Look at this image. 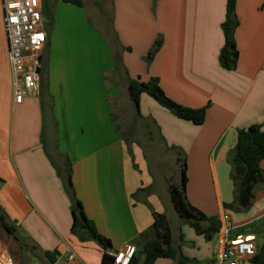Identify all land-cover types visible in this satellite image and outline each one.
I'll return each instance as SVG.
<instances>
[{"label": "crops", "instance_id": "obj_1", "mask_svg": "<svg viewBox=\"0 0 264 264\" xmlns=\"http://www.w3.org/2000/svg\"><path fill=\"white\" fill-rule=\"evenodd\" d=\"M88 1L79 8L42 0L40 79L35 94L16 104L0 0V215L26 245L16 255L18 246L0 227L14 264H51L45 254L54 252L60 264H112L85 230L72 233L77 201L107 250H139L155 213L166 217L176 251L155 264H215L217 233L206 240L180 219L172 180L154 177L120 135L112 113L120 95L108 82L116 72L126 93L129 79L156 78L175 103L205 109L203 124L195 125L146 94L140 98L141 116L174 156V181L177 173L181 181L178 152L185 158L188 202L219 221L228 216L233 237L260 247L264 184L248 208L238 209L230 158L240 130H264V0H236L238 58L230 70L219 63L227 0ZM157 39L160 48L145 64ZM260 166L264 173V160Z\"/></svg>", "mask_w": 264, "mask_h": 264}, {"label": "trees", "instance_id": "obj_2", "mask_svg": "<svg viewBox=\"0 0 264 264\" xmlns=\"http://www.w3.org/2000/svg\"><path fill=\"white\" fill-rule=\"evenodd\" d=\"M63 3L76 7H83L84 0H60ZM236 0H227L226 19L222 25L225 37V43L219 54V63L222 68L233 69L237 58L238 51L233 37L234 30L237 26L235 16ZM264 6V3H263ZM161 40L157 39L152 51L148 53L146 59L150 61L157 50L160 48ZM117 68V67H115ZM127 92L135 111L140 115V98L146 94L152 98L160 107L169 111L178 119L190 121L195 125H201L205 119V109H190L183 107L169 99L161 89L156 78H150L146 83L140 80L129 79L127 83ZM264 160V130L261 126H251L247 129L240 130L237 134L236 148L231 155L230 162L232 165L231 179L235 186V203L238 209L248 208L254 197L255 187L258 184H264V173L261 169V161ZM177 162L181 163V181L179 185L169 186L171 202L180 219L187 223L195 232L202 235L206 240H210L218 232L220 221L215 217H208L201 211L194 208L186 198V162L185 158L178 152ZM71 185V183H70ZM225 207H228L225 205ZM74 222L72 233L77 229H83L95 240L99 246L106 252L108 243L100 235L92 221H89L77 201L73 208ZM154 224L151 228L141 235L139 241L140 249L137 250L133 263H139L143 259L144 264H155L158 259H174L176 251L172 247V238L170 227L166 217L162 214L153 213ZM0 227L11 237L12 242L18 246L16 255H21L26 251V245L19 238L15 228L11 227L0 215ZM13 256L15 255L10 248ZM16 255L14 257H16ZM57 252L46 253L45 256L51 264L56 262ZM252 264H264V243L257 248Z\"/></svg>", "mask_w": 264, "mask_h": 264}, {"label": "built area", "instance_id": "obj_3", "mask_svg": "<svg viewBox=\"0 0 264 264\" xmlns=\"http://www.w3.org/2000/svg\"><path fill=\"white\" fill-rule=\"evenodd\" d=\"M1 5L13 78L14 102L21 104L26 96L35 94L40 79L39 73L47 44V35L42 29V0H1ZM232 233L229 217L223 215L216 234L215 264H252L257 252L254 241L235 238ZM136 252L134 245L127 244L120 250H107L105 253L112 264H134ZM72 258L71 255L69 260ZM0 264H14L2 243H0Z\"/></svg>", "mask_w": 264, "mask_h": 264}, {"label": "rangeland", "instance_id": "obj_4", "mask_svg": "<svg viewBox=\"0 0 264 264\" xmlns=\"http://www.w3.org/2000/svg\"><path fill=\"white\" fill-rule=\"evenodd\" d=\"M52 1V0H51ZM54 1V0H53ZM92 5V0L88 1ZM111 48H113V54L116 55L117 47L110 41ZM153 45L150 47L149 52L152 51ZM148 52V53H149ZM147 53V55H148ZM146 55V56H147ZM144 58V63L148 64L149 61ZM121 73H113L108 77V82L116 84L118 88L119 98L112 101L113 115L115 116V121L119 129L120 135L124 138L127 145L131 149H135L140 152L148 165L149 172L154 177H167L168 180H172V185H178L175 182H180V174H176V181L173 178L175 171H178L174 165V156L171 151L165 148L162 142L159 140L157 133L154 128L148 126V122L135 111V108L130 101L128 92H125L123 83L121 82ZM175 170V171H174ZM159 177V179H161ZM178 182V183H179ZM5 235L0 229V243L7 249V242L5 240ZM12 243V242H11ZM10 255H13L10 253Z\"/></svg>", "mask_w": 264, "mask_h": 264}]
</instances>
